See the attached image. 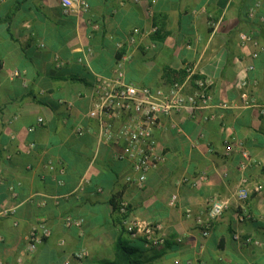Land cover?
Here are the masks:
<instances>
[{
  "label": "crops",
  "instance_id": "crops-1",
  "mask_svg": "<svg viewBox=\"0 0 264 264\" xmlns=\"http://www.w3.org/2000/svg\"><path fill=\"white\" fill-rule=\"evenodd\" d=\"M86 1V13L66 14L60 0H0V263L64 264L82 248V264L114 260L122 237L114 202L123 197L132 215L163 225L165 241L158 247L124 235L144 264H264V189L238 199L239 156L224 154L226 142H242L251 156L250 187H264V0ZM240 31L257 44L242 46ZM188 65L211 80L212 107L174 113L155 129L163 159L139 190L126 183L129 165L99 143L97 123L86 115L93 84L119 67L126 82L167 88L179 78L168 71ZM243 93L258 107L245 105ZM78 124L87 128L81 136L73 133ZM202 172L207 179L195 187L181 182ZM84 178L88 183L79 189ZM172 194L175 206L168 203ZM212 197L229 205L204 237L196 218ZM243 205L249 217L240 220ZM66 215L82 218V228L66 227ZM39 221L51 235L23 255Z\"/></svg>",
  "mask_w": 264,
  "mask_h": 264
},
{
  "label": "built area",
  "instance_id": "built-area-1",
  "mask_svg": "<svg viewBox=\"0 0 264 264\" xmlns=\"http://www.w3.org/2000/svg\"><path fill=\"white\" fill-rule=\"evenodd\" d=\"M60 5L64 13L80 14L89 10V4L86 0H60ZM259 7V3H255L246 13L248 18H252ZM98 29V25L94 26ZM153 32L156 28L152 29ZM134 30L130 33L127 42L135 43ZM238 38L242 46L257 44L253 36L245 31L238 33ZM118 48L123 47L122 42L117 43ZM252 56L255 58L257 52L254 51ZM247 70L253 69V65H249ZM184 76L181 79L173 80L167 88H152L149 86L138 85L133 82L124 80L123 71L118 67L114 71L112 77L97 78L93 84L92 91L89 95L90 106L86 113L87 117L93 119L97 123L96 136L99 143L111 147L112 156L117 161L125 162L129 165L132 175L125 177L126 183L134 184L137 189L144 188L147 174L162 161L163 155L158 151V143L154 137L155 129L162 126L163 120L174 113L183 111L195 112L206 110L212 107V82L206 77L199 76L195 73L191 66L183 68ZM18 73L14 71L12 76ZM247 81L244 79L240 82L241 87H245ZM244 104L247 106L257 104L250 100L246 93L242 94ZM67 108L72 106L69 101H60ZM222 108H227L228 104L221 103ZM260 113L264 114V106H260ZM212 115L205 116L209 119ZM43 118H37V124H43ZM87 128L78 124L73 127V133L81 136L86 132ZM33 144H29L28 149H33ZM235 153L239 156L238 172L239 178L237 182L236 196L242 201H247L252 192H260L264 189L262 184H253L250 187V180L246 175V170L251 163V156L248 149L242 142L224 144V154L231 155ZM51 169L52 167L49 166ZM207 179L205 172L200 173L197 177L188 180L182 178L181 182L188 183L190 186H196ZM61 183V182H59ZM88 179L80 181L79 189H83ZM1 185V178H0ZM97 188V191H100ZM57 198L54 197L55 203ZM178 196L172 194L168 203L175 206ZM39 206L46 204L45 199L37 202ZM229 205L228 199H218L212 197L209 200V207L196 218L197 226L202 236H207L214 223L219 219L223 211ZM242 212L238 214L240 220L249 217L248 210L243 205ZM114 211L119 217L118 226L123 229L125 235L131 240L139 239L146 247L154 248L164 244L165 234L163 225L160 221H148L136 215H132L128 201L123 197H118L114 202ZM13 210H4L3 214H10ZM191 214L190 209H186V215ZM66 227H76L81 229L84 220L80 217L66 215L63 219ZM16 224V223H15ZM51 230L45 222L39 221L33 224L27 235V243L23 255L31 256L49 236ZM81 235V233H80ZM234 238L243 243H254L260 245L259 241L252 240L250 237L241 238L235 234ZM1 241V238H0ZM60 244H64L61 240ZM87 256L86 249H80L73 253V261L65 260L64 264H82ZM20 262V259H18ZM1 264V263H0Z\"/></svg>",
  "mask_w": 264,
  "mask_h": 264
},
{
  "label": "trees",
  "instance_id": "trees-1",
  "mask_svg": "<svg viewBox=\"0 0 264 264\" xmlns=\"http://www.w3.org/2000/svg\"><path fill=\"white\" fill-rule=\"evenodd\" d=\"M169 74L171 75H178L179 78L181 79L184 76V70L182 69L181 71H168ZM119 222V217H117V224ZM121 235L116 244H115V258L112 261H101L100 264H144V262L140 259H137L135 257V249L134 247L130 244L128 239L124 237L125 233L123 229H121Z\"/></svg>",
  "mask_w": 264,
  "mask_h": 264
}]
</instances>
